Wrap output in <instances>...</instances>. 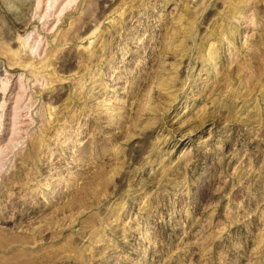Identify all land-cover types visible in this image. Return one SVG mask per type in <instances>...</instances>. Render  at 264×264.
I'll return each mask as SVG.
<instances>
[{"label": "rangeland", "instance_id": "obj_1", "mask_svg": "<svg viewBox=\"0 0 264 264\" xmlns=\"http://www.w3.org/2000/svg\"><path fill=\"white\" fill-rule=\"evenodd\" d=\"M0 264H264V0H0Z\"/></svg>", "mask_w": 264, "mask_h": 264}, {"label": "bare ground", "instance_id": "obj_2", "mask_svg": "<svg viewBox=\"0 0 264 264\" xmlns=\"http://www.w3.org/2000/svg\"><path fill=\"white\" fill-rule=\"evenodd\" d=\"M51 1H53L55 4L59 1V0H51ZM52 3V2H51Z\"/></svg>", "mask_w": 264, "mask_h": 264}]
</instances>
